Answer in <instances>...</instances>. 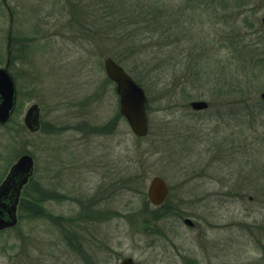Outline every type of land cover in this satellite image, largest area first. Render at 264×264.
I'll return each instance as SVG.
<instances>
[{
    "label": "rangeland",
    "instance_id": "rangeland-1",
    "mask_svg": "<svg viewBox=\"0 0 264 264\" xmlns=\"http://www.w3.org/2000/svg\"><path fill=\"white\" fill-rule=\"evenodd\" d=\"M116 1L0 0V67L7 6L28 40L10 67L18 103L0 125V184L22 155L35 162L17 226L0 231V264H264V0H196L166 35L139 0ZM107 57L147 94L144 138L118 115ZM34 104L37 133L24 125ZM155 176L165 207L147 195ZM32 191L51 197L39 207Z\"/></svg>",
    "mask_w": 264,
    "mask_h": 264
},
{
    "label": "water",
    "instance_id": "water-1",
    "mask_svg": "<svg viewBox=\"0 0 264 264\" xmlns=\"http://www.w3.org/2000/svg\"><path fill=\"white\" fill-rule=\"evenodd\" d=\"M264 25V17L262 18ZM10 38L7 52L10 55ZM0 67V125H5L11 119L17 103L16 83L8 71V63ZM104 69L110 81L116 84L119 95L120 114L127 120L132 132L137 138H144L149 134V116L147 108L149 99L144 88L112 57L105 58ZM264 100V92L261 94ZM190 106L195 111L208 109L206 101H192ZM40 108L32 105L24 117V125L31 133L40 130ZM35 162L32 156L22 155L10 168L6 178L0 185V231L10 229L18 224L17 207L24 186L33 176ZM147 195L152 205L159 207L165 203L169 195L166 181L159 176L151 179ZM185 223L193 226L191 219ZM120 264H135L132 258H123Z\"/></svg>",
    "mask_w": 264,
    "mask_h": 264
},
{
    "label": "trees",
    "instance_id": "trees-1",
    "mask_svg": "<svg viewBox=\"0 0 264 264\" xmlns=\"http://www.w3.org/2000/svg\"><path fill=\"white\" fill-rule=\"evenodd\" d=\"M140 6L142 7L141 9H146L145 10V15L151 16L155 22H157V25H154L156 28V31L154 33H157V31H160L161 35H166L165 32L167 30L173 29V26L170 24L171 18H174L176 15V12H178V16H193L195 15V11L200 7L199 5L195 7V5L198 4L196 0H188L187 4H176L174 3L173 0H139ZM111 6H116L117 1L116 0H111ZM176 9V10H175ZM154 28V29H155ZM163 33V34H162ZM258 44V43H257ZM254 45V44H253ZM117 63H119L116 59H114ZM120 64V63H119ZM163 66V67H162ZM257 66L260 68L264 67V56L259 58L257 60ZM159 67L162 68H170V65H159ZM202 74V71L200 72ZM216 88V91H220V87ZM231 91H236V87L230 88ZM121 118V114H118ZM29 186L25 189L24 195L28 193ZM40 189V188H39ZM30 202H35L38 205L40 204V200H38V197L41 198L40 193L35 194V192L32 191V193H29L28 196ZM25 202H21L19 206V210H23ZM161 207H165V204ZM58 222V220H57Z\"/></svg>",
    "mask_w": 264,
    "mask_h": 264
},
{
    "label": "flooded vegetation",
    "instance_id": "flooded-vegetation-1",
    "mask_svg": "<svg viewBox=\"0 0 264 264\" xmlns=\"http://www.w3.org/2000/svg\"><path fill=\"white\" fill-rule=\"evenodd\" d=\"M1 1H3V4L4 5H6V0H1ZM7 9H8V11L10 12V16H9V18H10V28H9V32H8V39L10 38V43H11V50H10V55H8V52H7V61H6V63H5V66H6V64H7V62H8V60H9V58H10V61H9V65H8V71H9V73L12 75V77H13V79H14V81H15V83H16V80H15V77H14V75H13V73L10 71V67H11V65H12V63L14 62V60L15 61H17V59H18V56L19 55H21V57H20V61L22 62V63H24L25 61H24V59H25V53H26V44L28 43V40H26L25 38H24V35H23V32L21 33V35H20V33H18V31L17 32H15V30H14V24H15V19H16V17H15V15L12 13V8L11 7H9V6H7ZM20 35V36H19ZM9 42V41H8ZM20 43V44H19ZM19 60V59H18ZM5 66H3V67H5ZM114 85H115V87H116V84L115 83H113ZM16 89H17V83H16ZM116 93H117V90H116ZM117 95H118V93H117ZM118 97H119V95H118ZM17 103H18V89H17ZM17 103H16V108H15V110H14V113H13V115H12V117H11V119L9 120V122L13 119V116L15 115V112H16V110H17ZM119 111H120V103H119ZM203 111H205V110H203ZM122 116V115H121ZM123 117V116H122ZM124 118V117H123ZM125 119V118H124ZM8 122V123H9ZM41 125V124H40ZM26 128V127H25ZM27 129V128H26ZM40 129H41V127H40ZM28 130V129H27ZM29 131V130H28ZM40 131V130H39ZM33 177H34V174H33V176L29 179V181H28V183L24 186V188H23V190H22V193H21V196H20V199H19V204H18V207H17V217H18V222H19V206H20V203L21 202H25V200H24V198H22L23 197V194H24V191H25V189L29 186L30 187V185L32 184V179H33ZM6 178V177H5ZM4 181V180H3ZM2 181V182H3ZM1 182V183H2ZM1 185V184H0ZM47 193V194H46ZM42 197H43V199H40V204L38 205L39 207L41 206V204L42 203H44V201H46L47 200V198H50L51 196H50V194H49V192L48 191H44V194H42L41 195ZM55 199H60L62 196L60 195V194H55ZM168 198H169V195H168ZM168 198H167V200H168ZM166 200V201H167ZM166 201H165V203H166ZM30 202V201H29ZM78 202V201H77ZM79 203V202H78ZM164 203V204H165ZM163 204V205H164ZM163 205H161V206H163ZM42 212H44V209L42 210ZM55 218V217H54ZM58 218L60 219V216H56V220H58ZM186 219H188V218H185L184 219V223H185V220ZM77 220V216H76V219H74V222ZM193 222V221H192ZM194 223V222H193ZM186 224V223H185ZM17 226V225H16ZM194 226H196V224L194 223V225L193 226H190V227H194ZM14 228V227H13ZM11 229V228H10ZM7 230V229H6ZM5 231V230H4Z\"/></svg>",
    "mask_w": 264,
    "mask_h": 264
}]
</instances>
